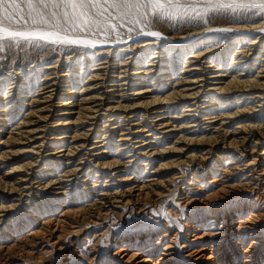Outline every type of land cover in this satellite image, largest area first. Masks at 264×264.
Instances as JSON below:
<instances>
[{"label":"bare ground","instance_id":"bare-ground-1","mask_svg":"<svg viewBox=\"0 0 264 264\" xmlns=\"http://www.w3.org/2000/svg\"><path fill=\"white\" fill-rule=\"evenodd\" d=\"M235 18L0 73V264H264V21Z\"/></svg>","mask_w":264,"mask_h":264},{"label":"snow or ice","instance_id":"snow-or-ice-1","mask_svg":"<svg viewBox=\"0 0 264 264\" xmlns=\"http://www.w3.org/2000/svg\"><path fill=\"white\" fill-rule=\"evenodd\" d=\"M212 13H245L264 21V0H0V52L22 42L95 47L97 41L76 33L107 35L125 24L148 27L151 20H183ZM129 31L132 29L129 28ZM264 33V27L255 29ZM232 32L231 28L208 29ZM161 38L159 31L140 33ZM184 210L181 209V212Z\"/></svg>","mask_w":264,"mask_h":264},{"label":"rangeland","instance_id":"rangeland-1","mask_svg":"<svg viewBox=\"0 0 264 264\" xmlns=\"http://www.w3.org/2000/svg\"><path fill=\"white\" fill-rule=\"evenodd\" d=\"M200 10L202 12V15L199 17H196L195 15H193V18H187L186 17L183 20H180V19H177V20H168V19L155 20V19H153L150 21L148 27H145L144 24L136 26V25L126 23L125 27L118 28L115 33L111 32V30H109L107 35L101 34L100 31H98L95 35H87V34H81V33H76L74 35H79L83 38L95 39V40H100L102 38H106L108 40H116V39H125L128 36L134 35V32L137 35L138 33H140L141 28H143L144 31H159L161 33L162 32L164 33L166 30L174 31L177 29L178 30L182 29L183 27H184L183 29L185 30V28L187 29L189 27H195V25L196 26L199 25L198 27L203 28V27H205V25L213 24V22L215 23L216 20L219 21V19H220V21L224 20L223 22H226L228 19H233L235 17H236L235 19H238L237 17L245 18V13H243L241 11H237L235 13H223V12L222 13H212V12H209V13L203 14V9H200ZM231 15L233 17H231ZM222 16H224V17L222 18ZM250 18H253V17L250 16ZM250 18H248V19H250ZM218 21H216V22H218ZM220 21L218 23H220ZM129 28H131L132 30L129 31L128 30ZM42 45H43L42 43L41 44L40 43H38V44L33 43V45H32V44H29L27 42H22L18 46H13L11 48L6 47L3 52H0V66H1V69L3 68L2 70H0V73L4 69L16 68V67H19L23 64L28 65L29 63H33V61L38 60L39 62H36V63H40L41 58H42V60H44L45 58H47L49 56L48 54L51 52L49 49H47L48 47H46L44 45H43L44 46L43 47ZM51 46H57V45H51ZM65 48H69V47H65ZM56 50L59 51L60 48L55 47V53H57ZM30 55H32V57ZM45 61H47V60L45 59ZM8 62H10V63H8ZM22 62H23V64H21ZM19 63H20V65H19Z\"/></svg>","mask_w":264,"mask_h":264}]
</instances>
